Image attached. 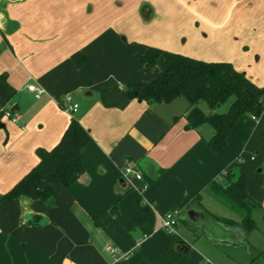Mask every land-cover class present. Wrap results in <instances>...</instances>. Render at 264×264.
I'll use <instances>...</instances> for the list:
<instances>
[{"label": "crops", "instance_id": "crops-1", "mask_svg": "<svg viewBox=\"0 0 264 264\" xmlns=\"http://www.w3.org/2000/svg\"><path fill=\"white\" fill-rule=\"evenodd\" d=\"M170 3L0 0V109L18 118L14 123L0 114V196L37 165V149L59 143L72 119L91 138L80 153L78 180L69 189L50 185L51 207L27 197L0 203V264H133L140 258L148 264H264V234L259 245L251 242L241 215L208 189L214 181L226 183L228 172L232 180L244 176L264 223V111L256 119L240 117L225 146L213 151L208 125L185 128L187 103L127 94L129 84L159 74L161 57L152 68L140 62L146 48L157 45L140 31ZM201 11L224 17L217 24L207 18L205 29L215 28L203 33L205 57H186L230 64L264 89V0H208ZM78 53L82 64L73 59ZM29 85L43 90L39 98ZM66 96L78 104L74 114L65 111ZM127 166L139 171L141 182L121 176ZM142 205L154 212L153 233H125L121 227ZM189 211L199 217L190 220ZM171 212L179 214L172 235L158 228ZM175 239L189 248L173 260L166 250Z\"/></svg>", "mask_w": 264, "mask_h": 264}, {"label": "trees", "instance_id": "trees-1", "mask_svg": "<svg viewBox=\"0 0 264 264\" xmlns=\"http://www.w3.org/2000/svg\"><path fill=\"white\" fill-rule=\"evenodd\" d=\"M162 58L159 74L149 82H136L127 86L129 98H136L146 102L171 103L177 99H184L188 105L186 129L196 130L208 125L212 136L208 145L213 151H220L226 144V139L238 119L249 115L258 118L264 111V89L254 85L243 73L236 71L227 63H208L195 60L180 54L163 51L154 47H147L140 62L146 68H152L159 58ZM77 64L85 61L83 54L73 56ZM230 103L227 112L215 113L221 105ZM200 102L206 104L211 116H207L198 106ZM91 141L86 130L78 121L72 119L59 143L51 150L37 149V165L25 175L10 191L0 196V203L8 204L20 197L39 200L52 206L55 192L51 184H59L69 189L83 174L81 150ZM233 174L226 173L225 187L218 182H212L208 189H213V195L221 199L232 210L241 213V226L246 233L256 228L252 212L260 207L252 201L245 191V178L240 175L235 180ZM46 183L45 188L41 185ZM199 204L198 199L192 204ZM264 216V215H263ZM96 225L101 220L96 219ZM155 226V215L148 205H142L134 214L130 223L121 227L130 234L139 231L143 237L150 236ZM176 248H179L176 250ZM189 246L178 239L167 248L166 252L173 259L188 250ZM120 264H129L120 261ZM133 264H148L143 258Z\"/></svg>", "mask_w": 264, "mask_h": 264}, {"label": "rangeland", "instance_id": "rangeland-1", "mask_svg": "<svg viewBox=\"0 0 264 264\" xmlns=\"http://www.w3.org/2000/svg\"><path fill=\"white\" fill-rule=\"evenodd\" d=\"M170 0V8H163L157 19L150 25L143 28L141 36L144 38H151L153 42L159 46H154L169 52L177 50V54L185 56H193L192 58L205 57L206 52L203 49L204 45V34L210 30L213 32L215 26L211 25L205 29L208 22L211 20L214 24L220 23L223 15H215L213 13H204L202 7L208 3V0ZM216 3V0H211ZM208 18V19H207ZM210 21V22H211ZM132 28V27H131ZM130 30V29H129ZM207 30V31H206ZM132 32V31H130ZM206 32V33H205ZM163 46H166L164 48ZM175 102V105L185 106L186 101L182 98ZM233 99H230L224 105L219 106L215 109V113L221 114L228 110V107ZM183 103V104H181ZM183 106V107H184ZM200 109L207 110L205 103L200 102ZM209 114V112H208ZM222 187H225V182L220 183ZM210 193H213V189H209ZM234 216L241 213L234 210ZM233 213V212H232ZM236 217V216H235ZM252 218L255 221L256 229H254L250 235V241L255 242L259 245L263 239L261 235L264 234V223L261 222V216L257 211L252 212ZM263 224V225H262Z\"/></svg>", "mask_w": 264, "mask_h": 264}, {"label": "built area", "instance_id": "built-area-1", "mask_svg": "<svg viewBox=\"0 0 264 264\" xmlns=\"http://www.w3.org/2000/svg\"><path fill=\"white\" fill-rule=\"evenodd\" d=\"M26 89L29 92L34 93L36 98H39L40 95L43 93V90L36 87L35 85H29L26 87ZM64 105H65V111L69 114H74L78 109V104L73 102V99L71 96L64 97ZM0 114L7 117L14 123L18 121L17 116L9 109L6 110V109L1 108ZM121 176L124 179L133 178L135 181H138V182L142 181V175L133 166L125 167L121 172ZM178 218H179V214L177 212L167 213L166 215H164L163 217L159 219L158 228L172 235L175 233V227L178 224ZM137 245H138V242L136 243V246ZM109 252L115 256V253L112 249H109Z\"/></svg>", "mask_w": 264, "mask_h": 264}, {"label": "water", "instance_id": "water-1", "mask_svg": "<svg viewBox=\"0 0 264 264\" xmlns=\"http://www.w3.org/2000/svg\"><path fill=\"white\" fill-rule=\"evenodd\" d=\"M133 96L136 97V96H137V93L134 92V93H133ZM209 116H211V114H209L208 117H209ZM187 216L189 217L190 220L195 221L196 218L199 217V214L196 213V212H194V211H189V212L187 213Z\"/></svg>", "mask_w": 264, "mask_h": 264}]
</instances>
